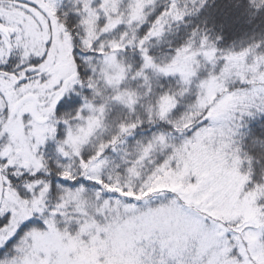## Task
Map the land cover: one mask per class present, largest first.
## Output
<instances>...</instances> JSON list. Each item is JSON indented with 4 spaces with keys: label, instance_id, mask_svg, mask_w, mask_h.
I'll return each instance as SVG.
<instances>
[{
    "label": "snow or ice",
    "instance_id": "obj_1",
    "mask_svg": "<svg viewBox=\"0 0 264 264\" xmlns=\"http://www.w3.org/2000/svg\"><path fill=\"white\" fill-rule=\"evenodd\" d=\"M0 264H264V0H0Z\"/></svg>",
    "mask_w": 264,
    "mask_h": 264
}]
</instances>
